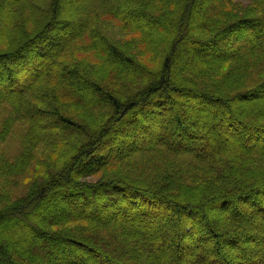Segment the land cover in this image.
Here are the masks:
<instances>
[{"label": "trees", "instance_id": "16d2710c", "mask_svg": "<svg viewBox=\"0 0 264 264\" xmlns=\"http://www.w3.org/2000/svg\"><path fill=\"white\" fill-rule=\"evenodd\" d=\"M0 77V143L17 140L0 152L3 192L40 147L63 156L33 202L0 197V264L52 263L34 231L13 237L51 196L79 206L59 226L35 216L62 264H235L226 247L250 263L246 241L264 240V221L237 212L264 218V0H0ZM185 97L191 111L178 108ZM167 104L163 128L150 132ZM135 153L163 175L117 176ZM98 169L97 182L79 180ZM212 208L223 226L206 222Z\"/></svg>", "mask_w": 264, "mask_h": 264}, {"label": "rangeland", "instance_id": "374dc122", "mask_svg": "<svg viewBox=\"0 0 264 264\" xmlns=\"http://www.w3.org/2000/svg\"><path fill=\"white\" fill-rule=\"evenodd\" d=\"M237 1L241 2L242 5H245V7L249 5V0H237ZM68 8L69 9L67 11H65L66 14L71 13V8L70 7H68ZM198 17H200V15H198ZM147 27L149 28L150 25H148ZM61 32L62 31L59 30V29H56L54 31V33H57L59 35H61ZM8 63H11V61L7 62V64ZM41 70L42 71L44 70L43 65H42ZM225 71H226L225 67L223 69L220 68L219 70H217V72L215 71L216 74H213L211 76V78L215 79V78L219 77L220 74L222 75ZM57 72H60V70L57 69ZM205 74H207V73H205ZM43 81H45V80H43ZM1 88H2V90H0V92H2V93L6 92L8 90L7 89V84H5V81L0 77V89ZM26 100H29V99L25 98L22 101H20L19 102V104H20L19 106L27 108L25 106L26 105L25 104ZM181 100L184 103L180 104L178 106V108H184V109H189L190 108V111H191L194 106L195 107L197 106L196 103H192L190 100H188L187 97L181 98ZM38 105H40V104H38ZM173 108H175L174 104H172V105L171 104H167L166 108L165 107L163 109L161 108L162 110L165 111V112L162 111V114H161L162 116L159 115V116H161L159 119H161V118L162 119L160 121H158V122L151 123L150 132H152V133L153 132H157V131L160 130V128L161 129L163 128V126L161 125L164 122L163 118L168 117L170 115V113H172ZM161 109L159 108L158 110H161ZM202 113H204V112H202ZM163 115H164V117H163ZM194 120H196V121H194V123L196 125H203V126L205 125L204 115H203V117L200 116V115L194 116ZM43 123H44V125H48L47 121H44ZM171 128L172 127L169 125L167 129L170 130ZM138 134H140V135L137 136V138H136V141H137L136 145L137 144L138 145L141 144V142L144 140V139L141 138L142 134L148 135L145 132L144 133L141 132V133H138ZM201 140H204V139L203 138L199 139V141H201ZM16 143H17V140L14 138V136H13V134L11 132L8 135L7 140L6 141L3 140L0 143V152H3V153L11 152L14 149ZM172 146L174 147V145H171V147ZM161 148H163V147H161ZM40 150L42 151V153L40 151V154H38L37 157H36L37 159H34L31 162H29L26 165V167L22 171L20 169L16 173V175H11L12 182H13V187L10 188L9 192H5V191L3 192V189L5 188V186L3 185L2 181H7V180H5L3 178H0V197H6L7 203L10 204V205H7V206H11V205L16 206L17 205V206H19V209H20L21 206L24 205L25 203L33 202L32 201L33 200L32 197L34 196V194H31V192L38 187V184H42V182H44L45 180H47V178L49 176H51L52 171H54V169H55L56 162H58L59 158L60 159L63 158V156H59V153L57 151H55L54 149H52L50 146H48V147L47 146L40 147ZM138 154L139 153L131 154L130 158L126 160V163H127L126 164V169L120 170V168H119L118 171H117V173H118L117 176H123L125 178L126 177L127 178H131V176H135V177H138V178H140L142 180H146L148 182H154L155 180H157L156 177H160V175H163L162 172H158V171H155V173H154L153 172L154 169H152L149 166V162L150 161L155 162V161H153V159H148V160L143 161V160L140 159V156L143 153L139 154V155ZM160 155H163V153L161 152ZM187 155L188 154H182V155H179V158H173V159L174 160H180V159L186 158L185 156H187ZM168 165H170L171 167H173V166L175 167L176 163L174 161H171ZM89 167L90 166L88 165L87 168H84L83 171L88 170ZM88 171H90V170H88ZM94 171H95L94 173H89V174L84 175V177L83 176L79 177V180H83V181L94 183V182H97L98 180H100L101 178H103V171L101 169L94 170ZM151 174H153V175H151ZM165 174L167 175V173H165ZM170 181H172L171 178H168L167 181H165L164 183L170 182ZM29 194H31V197H30ZM74 206L79 207L77 204L72 205V203H70L69 200L59 199V197L51 196L50 200L47 203H45L43 205V207H41V208L38 207V208H36V210H34L35 212L34 211L31 212V215L33 216V219L31 220L32 223L24 221V223L28 224L30 228L27 229V228H22L20 226H17L15 231H14L15 234H14L13 237L14 238L16 237V239H17V238H20L19 236H21L24 233L25 234H32V233L35 232L36 234L34 233V235H35L36 240L39 243L40 247H42L45 251H49L51 253H53L54 250H55V256H54V253L51 256V257L54 256L53 259H52V263L51 264H62L60 257H56V255H57L56 249L55 248L52 249V247L49 244H47V243L44 244L43 241H44L45 238H43L42 236L39 235L40 232L35 230L36 227H33L35 224L37 226H42V223L44 222L43 221L44 219H42L41 221H37L38 219H35V216L37 214H39V216H44V217H47V218H50L52 216V217H54L53 220H52L53 225L54 226H59V224L61 222L60 223L59 222L56 223L55 220H57V217H59V215L61 213L67 212V210H69V209H74ZM86 209H87L86 211L73 210V212L79 213V214H84L86 212H88V213L91 212V210H88V208H86ZM249 211H250V209L247 208V207L245 209V206H244V207H242L240 212H237V214H238L237 216L239 217V219L240 218L241 219L247 218V219L251 220L252 222L255 221V220H257V221L263 220L264 221V218H262L261 215L257 214V216H255V214H253L251 216ZM208 212L209 213L207 215L206 222L214 220V221H217V223H219L220 226L224 225V221L222 220V218L221 217H217V216H221L220 214H217L218 212H220L218 209L212 208ZM58 221H61V220L59 219ZM65 221H66V219L64 221H62V222H65ZM171 221L172 220H170L168 222L167 227L169 226L170 228H172L171 227L172 226V222ZM69 222H71V221H69ZM74 224L75 225L84 224V221L75 222ZM140 229H145V228L140 226ZM263 230L264 229H262L260 227V225H259V232H261ZM257 232H258V230L255 229L254 233H257ZM150 238H152L157 243L159 241L160 236H159V234H156L154 236H150ZM246 244L249 245V247L251 248V250L253 252L248 257V260H247L250 263L255 261L256 257L264 255V240L263 241H260V240L259 241L249 240V241H246ZM163 247H165V246H163ZM209 247H210V245L208 243V246L206 248H209ZM169 248L170 247H168L167 249L169 250ZM195 250L199 251V248H196ZM225 251L228 254V260L230 262H234L235 264H245L246 263L243 260L240 261V258L238 256L237 252L235 250H232L231 247H226ZM77 254H79V252H77ZM142 262L143 263H147L148 261H142Z\"/></svg>", "mask_w": 264, "mask_h": 264}]
</instances>
